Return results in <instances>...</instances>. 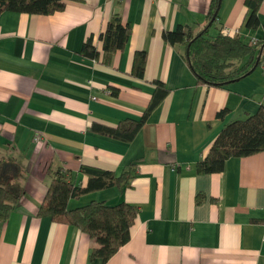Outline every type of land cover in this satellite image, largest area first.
I'll return each instance as SVG.
<instances>
[{
    "label": "crops",
    "instance_id": "obj_1",
    "mask_svg": "<svg viewBox=\"0 0 264 264\" xmlns=\"http://www.w3.org/2000/svg\"><path fill=\"white\" fill-rule=\"evenodd\" d=\"M208 3L64 0L51 13L0 11V183L23 190L0 223V264H264V150L229 156L218 171L196 169L224 122L264 105L262 65L222 86L198 83L182 48L161 35L176 27L198 31ZM113 12L129 34L105 63L98 34ZM245 15L243 0H220L208 34L259 38L264 0L256 28L244 26ZM86 40L97 59L81 52ZM136 50L145 52L142 77L131 70ZM155 79L168 91L130 141L89 130L91 120L139 118ZM129 163L132 176L122 190L107 186L66 202L136 207L129 238L104 262L88 257L95 242L86 232L36 214L46 167L84 186L80 165L118 175Z\"/></svg>",
    "mask_w": 264,
    "mask_h": 264
},
{
    "label": "trees",
    "instance_id": "obj_2",
    "mask_svg": "<svg viewBox=\"0 0 264 264\" xmlns=\"http://www.w3.org/2000/svg\"><path fill=\"white\" fill-rule=\"evenodd\" d=\"M261 0H243L246 7L244 26L256 28L260 23L257 7ZM220 0H209L206 11V23L192 33L181 27L163 30L162 38L182 48V57L194 74L198 83L210 86H222L246 76L253 68L264 64V23L263 34L246 42L239 33L226 34L217 30L208 34V28L217 18ZM64 0H0V11L15 10L33 13H51L62 9ZM129 34V26L121 22L118 12L109 15L104 29L98 34L101 40V60L109 62L116 49H122ZM81 52L97 59L98 51L86 40ZM145 62L143 50L134 51L132 73L142 77ZM149 100L137 119L125 118L114 124L91 120L89 130L124 142L130 141L142 125L147 114L162 100L167 88L159 80H154ZM226 109H221V116ZM264 150V105L243 117L224 122L209 146L206 154L196 162L198 172H212L221 169L223 161L229 156H242ZM4 160L0 159V177ZM131 163L125 165L118 175L112 170L82 164L79 169L87 177L84 186L75 185L62 169L46 167L49 181L46 190L36 208L38 216H47L52 221L77 226L93 239L95 245L90 248L88 257L99 258L104 262L117 248L129 238V228L136 213V207L124 201L107 203L103 200H91L86 204L68 208V198H76L82 193L116 186L122 190L129 185L132 176ZM23 190L13 183H0V223L5 221L15 201ZM197 195L195 200H200Z\"/></svg>",
    "mask_w": 264,
    "mask_h": 264
},
{
    "label": "built area",
    "instance_id": "obj_3",
    "mask_svg": "<svg viewBox=\"0 0 264 264\" xmlns=\"http://www.w3.org/2000/svg\"><path fill=\"white\" fill-rule=\"evenodd\" d=\"M255 39H250L248 42H251ZM261 68L263 69V72H264V64L261 66ZM262 239L264 240V222H263V228H262Z\"/></svg>",
    "mask_w": 264,
    "mask_h": 264
}]
</instances>
